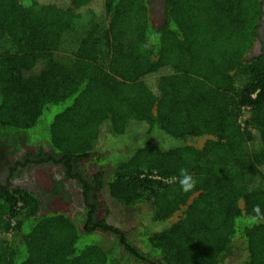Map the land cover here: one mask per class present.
<instances>
[{
	"label": "trees",
	"instance_id": "trees-1",
	"mask_svg": "<svg viewBox=\"0 0 264 264\" xmlns=\"http://www.w3.org/2000/svg\"><path fill=\"white\" fill-rule=\"evenodd\" d=\"M262 5L165 0L157 25L152 0H0V178L60 177L0 183V264H264ZM74 188L76 217L49 210Z\"/></svg>",
	"mask_w": 264,
	"mask_h": 264
},
{
	"label": "rangeland",
	"instance_id": "rangeland-1",
	"mask_svg": "<svg viewBox=\"0 0 264 264\" xmlns=\"http://www.w3.org/2000/svg\"><path fill=\"white\" fill-rule=\"evenodd\" d=\"M162 9V8H161ZM152 21L154 24L160 25L163 22V18L157 12H153L152 14ZM252 55V53H250ZM247 111V110H246ZM50 150L49 147H44V151L48 153ZM36 149L32 147H22L19 154L16 155V160H23L27 159L30 155H36ZM13 158H9L8 161H11ZM15 159V158H14ZM13 159V160H14ZM3 162L0 160V166H3ZM90 173H94V171L89 170ZM57 175V170L55 168L47 170L43 167H34L30 169H26L24 174L19 177L18 183L23 186H27L31 183L37 189V186H40L41 189L48 191L52 187V181L55 179H59ZM72 184V183H71ZM30 187V186H28ZM82 196L81 191L77 188H74L71 191V198L70 201H63L60 198H54L51 200L50 205L48 206L50 211H62L66 214L76 217L77 213L81 211L82 208ZM100 211L98 215L100 217H106L109 224L122 228L125 225H129L132 221V217L127 216L123 211L122 207L112 201L103 198H100ZM114 238L111 235H107L101 239V246L105 250H108L112 243L114 242Z\"/></svg>",
	"mask_w": 264,
	"mask_h": 264
},
{
	"label": "flooded vegetation",
	"instance_id": "flooded-vegetation-1",
	"mask_svg": "<svg viewBox=\"0 0 264 264\" xmlns=\"http://www.w3.org/2000/svg\"><path fill=\"white\" fill-rule=\"evenodd\" d=\"M164 1L165 0H152L153 2V12H157V14H160V16L163 18L164 20ZM263 2V16H262V25L263 28L260 30L259 32V36L258 38H256V47L252 49V51L250 53H252V55L258 56L259 54H264V0H261ZM163 8V10L161 9ZM25 147V146H24ZM18 179H13L10 176L9 170L6 169L4 171V173L1 175L0 178V183L2 185L5 186V189H8L10 187L12 188H16L17 185H20L22 188H30V190H35L36 192H38L40 195L43 194V192L45 190L41 189L40 186H37V189L31 185V183L27 186H23L20 183H18ZM15 184V185H14ZM30 186V187H28ZM47 199V200H46ZM45 200L48 201V197H45ZM45 203L43 204V208H45Z\"/></svg>",
	"mask_w": 264,
	"mask_h": 264
},
{
	"label": "clouds",
	"instance_id": "clouds-1",
	"mask_svg": "<svg viewBox=\"0 0 264 264\" xmlns=\"http://www.w3.org/2000/svg\"><path fill=\"white\" fill-rule=\"evenodd\" d=\"M178 181L181 187V190L184 192H191L195 189L197 181L196 179L189 173L186 168H181L179 170ZM253 215L249 217V219L253 223H261L264 222V211L261 210L259 205H256L253 208Z\"/></svg>",
	"mask_w": 264,
	"mask_h": 264
}]
</instances>
